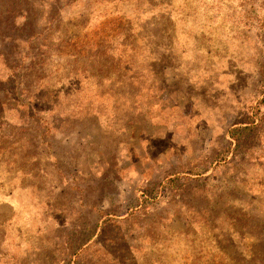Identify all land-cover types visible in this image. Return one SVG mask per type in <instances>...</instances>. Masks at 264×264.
Segmentation results:
<instances>
[{"label": "rangeland", "instance_id": "rangeland-1", "mask_svg": "<svg viewBox=\"0 0 264 264\" xmlns=\"http://www.w3.org/2000/svg\"><path fill=\"white\" fill-rule=\"evenodd\" d=\"M59 1L0 0V264H264V0Z\"/></svg>", "mask_w": 264, "mask_h": 264}, {"label": "trees", "instance_id": "trees-1", "mask_svg": "<svg viewBox=\"0 0 264 264\" xmlns=\"http://www.w3.org/2000/svg\"><path fill=\"white\" fill-rule=\"evenodd\" d=\"M53 2H55L56 4H58V2H60L59 0H53ZM11 6L14 8V7H16V6H18V7H16V8H19V7H21V4H19L18 3V1L17 2H14V1H12V3H11ZM12 14V13H11ZM25 16V18H26V15H24ZM16 17H19V15H16ZM23 17V16H22ZM36 32H34V34H35ZM33 35V34H32ZM233 138H236V136L235 135H233Z\"/></svg>", "mask_w": 264, "mask_h": 264}]
</instances>
